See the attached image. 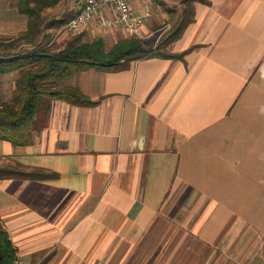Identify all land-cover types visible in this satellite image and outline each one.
<instances>
[{
  "label": "crops",
  "instance_id": "0c3cea01",
  "mask_svg": "<svg viewBox=\"0 0 264 264\" xmlns=\"http://www.w3.org/2000/svg\"><path fill=\"white\" fill-rule=\"evenodd\" d=\"M18 1L0 0L5 43L28 30ZM192 4L167 56L75 73L92 105L54 99L30 143L0 140L17 264H264V0ZM17 77L0 74V103Z\"/></svg>",
  "mask_w": 264,
  "mask_h": 264
},
{
  "label": "trees",
  "instance_id": "16d2710c",
  "mask_svg": "<svg viewBox=\"0 0 264 264\" xmlns=\"http://www.w3.org/2000/svg\"><path fill=\"white\" fill-rule=\"evenodd\" d=\"M192 1L183 0L177 23L171 24L170 29L158 37L159 42L155 46L137 36H124L108 48L103 37L88 40L78 33L66 39L58 49L42 45L26 52L16 51L0 56V74H18L14 96L10 101L0 103V140L22 145L30 143L33 131L44 123L54 99H63L73 105H92L94 102L78 87L64 83L75 73L90 67L117 70L130 60L153 55L167 56L168 45L180 37L194 18ZM17 3L21 11L29 16L28 30L11 42L5 43L0 39V47L6 50L19 48L25 39L33 42L40 31L39 10L45 4L39 0L33 5L31 0H19ZM19 172H0V175L14 176ZM15 248L0 223V264H17Z\"/></svg>",
  "mask_w": 264,
  "mask_h": 264
},
{
  "label": "rangeland",
  "instance_id": "374dc122",
  "mask_svg": "<svg viewBox=\"0 0 264 264\" xmlns=\"http://www.w3.org/2000/svg\"><path fill=\"white\" fill-rule=\"evenodd\" d=\"M162 1V2H161ZM50 2V0H47ZM83 0H54L52 3H48L47 6L43 7L42 13V34L35 41L43 40L38 45H49L55 49H58L64 45V41L73 35L78 33H70L63 31L62 22L69 20L71 16H74V12L80 7ZM183 0H151L150 7L152 9V17L147 23V31H153V35L150 34L149 37L144 38L146 42L150 45H157L159 38L164 34V31L170 29L171 24L177 23V20L181 16V11L183 8ZM59 23V24H58ZM105 29V28H102ZM116 30V29H115ZM60 31H63L60 33ZM65 33V34H64ZM64 35V36H61ZM41 36V37H40ZM88 36V34H87ZM85 39H92L90 35L88 38L84 36ZM106 42L107 47H111L116 40L110 37L101 36ZM117 40L124 36L117 35ZM95 38V37H94ZM4 41V40H2ZM26 43V39L23 40ZM21 41V45L24 43ZM2 49V48H0Z\"/></svg>",
  "mask_w": 264,
  "mask_h": 264
},
{
  "label": "built area",
  "instance_id": "2783aa9c",
  "mask_svg": "<svg viewBox=\"0 0 264 264\" xmlns=\"http://www.w3.org/2000/svg\"><path fill=\"white\" fill-rule=\"evenodd\" d=\"M135 1L145 0H84L80 11L62 22L63 31L80 33L90 27H112L123 31L124 36H150L143 31L152 17V9L148 2L136 9L133 6Z\"/></svg>",
  "mask_w": 264,
  "mask_h": 264
}]
</instances>
